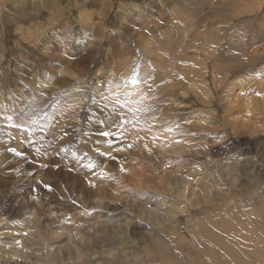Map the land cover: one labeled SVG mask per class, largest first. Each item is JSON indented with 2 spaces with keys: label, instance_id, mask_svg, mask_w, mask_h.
<instances>
[{
  "label": "rangeland",
  "instance_id": "374dc122",
  "mask_svg": "<svg viewBox=\"0 0 264 264\" xmlns=\"http://www.w3.org/2000/svg\"><path fill=\"white\" fill-rule=\"evenodd\" d=\"M106 3L109 4L111 13L102 24L99 21L103 20V15L99 14L97 9L100 4ZM173 4H177L179 8H184L188 12L191 11L195 20L191 24L190 30L183 33L181 39L176 26L174 27L169 19L172 16L170 9H172ZM79 6H87L86 10L94 13L93 19L100 27L102 26L101 29L105 25V35H108L107 31L113 32V30L119 28V32L122 33L121 38L113 42L103 41L105 40L103 39L101 43L94 44L95 46L92 49L94 55L89 57L88 62L83 63V68H77L76 66L70 68L72 78H68L69 70L66 65L63 67L62 62L56 63L52 67L40 64L41 66L39 65L38 68H43V70L41 73L37 72L35 68L38 61L57 62L59 59L53 57L57 55V52L53 49L58 44V38H60L57 32L51 31L53 27L58 29L59 26L69 27L65 31L61 30L62 45L69 42L74 49H81L85 55L89 52V43H94L96 36L95 34L93 36V32L82 36V31L78 27ZM0 7H4L3 13L2 10L0 13V56L2 59V61L0 60V155L6 154L9 145L14 148L20 146L18 150L22 152V158L14 156L12 157L15 160L10 157L1 158L0 163V203L12 201L13 192H11V188H14V193L18 195L16 208H19V213L9 218L11 226L18 224L19 220L25 216L28 217L30 214L32 206L26 207L24 210L21 209L24 201H30L34 204V207H40V210H42L43 206H40L41 199L44 196H49L47 190L34 193L26 191L17 179L27 177L29 171L24 174H22L23 170L16 171L19 165L23 166V163H26L27 167H30L33 162L41 164L40 168L35 165L33 169L36 174L39 173L40 175L43 166L49 165L50 160H52L56 163L57 172L62 173L65 170V163H58L57 161H65V157L78 167V169H75L77 177L79 171L83 168L89 172L90 179L88 182H91V185L90 183L88 185L91 189H94L97 186L96 183L98 184L100 181L98 178L101 176V166L105 165L110 168L112 165L108 158L101 160L97 157L100 155L99 152L104 150V154L107 152L108 155L123 154L122 156H124L121 162H125V165L121 175H123L126 183H123L122 180V184L111 181L113 189L111 191L116 193L114 189L122 186V192H127L128 199L120 200V202H114L112 199L104 200L105 203H108L105 204L107 212L99 214L103 211L98 210L97 216H101L98 221H107L108 216L110 218L114 216L115 221H110L112 225H105V227L101 223H98V226L97 223H95V226L89 225L84 241L86 238H94L95 236L98 238L97 234L101 235L95 247L96 251L101 253L104 250L109 252L112 249L110 254H113L112 257H114L112 259L113 264H140L141 261L146 263V257L150 261L156 259L154 256L156 250L160 253H167L166 256L171 261L174 260L176 263L182 264V262H177L175 259H179V257L186 258L182 254L173 251V247L171 248L173 244L177 246V239L181 241L185 239L188 241L185 243L192 244V250L191 247L180 248L184 253L186 252L188 263L191 259L193 262L200 264H209L212 259V264H215V262L216 264H248L249 262V264H264V75H260L264 70V0H0ZM103 8L104 6H102ZM117 13L120 16L121 13H125L126 18H124L126 20L129 19V22L134 23L141 30L145 28L143 32L145 31V34L151 35V38L159 44H170L172 46L171 51H175L176 47L181 44L180 42L184 41L182 44L189 48L184 49L180 54L177 53L176 56L178 57H176L175 64H178L175 70H178L179 66H182L183 69L186 65L192 66L190 59L193 60L195 56V59L201 58L203 78L201 76L199 81L194 82L195 86L190 87L189 96L181 91V87L186 88L184 79L189 76V71H183L179 75L174 74V79L180 87L169 91L168 94H171V96L162 91L161 88L163 87L157 81L153 85V76L144 74L146 71L141 67L143 63L150 61L151 57L140 52V48H138L139 41L126 32V24H120ZM98 14L101 16L98 17ZM139 16L144 18L143 22L136 19ZM131 18L136 20L134 22L130 21ZM116 24L118 27L114 26ZM197 31H199V35H195ZM205 32L211 42V46L207 50L212 55H209V57H207V53L204 54L202 51L206 46V40H203ZM74 33L75 35H73ZM40 37L48 42L46 44L43 41L44 44L49 46V56H41L38 53L39 51L33 50L27 42L23 41L32 42ZM122 42L132 49H130L132 61L129 65H126L127 70L131 69L134 62L137 63L140 66L141 75L144 74L143 77H149L152 85L151 91L145 88L143 84L141 85V89H143L141 94L144 93L145 98L139 106L148 108L149 111L146 114H138L139 119H135L130 113L115 110L114 100L117 95L120 96L121 102H124L122 77L130 75L118 76V73L113 72L114 63H117V60L114 59V47H120ZM84 45H87L85 49ZM66 51V57L70 59L68 58L70 57L69 50H64V52ZM58 52L61 53L59 50ZM28 54L30 56L28 58L30 66L28 67L30 68L27 72L20 58ZM244 59H247V61ZM99 66L104 69V72H97ZM148 68L152 69L149 66ZM6 69L10 76L4 72ZM17 69H19V73L21 72L22 77L25 76L23 79L14 73V70ZM36 72L40 76H37ZM41 75L51 79L52 87L57 85L60 89L49 90L47 93L42 94L37 87L38 83L34 81L42 78ZM55 76H57L56 79ZM262 78L263 80H261ZM97 79L100 84L104 85H102L103 89L100 92H96L94 89V83ZM118 79L121 81H118ZM63 80H65L66 87ZM115 82L118 84L116 85ZM77 84H81V88ZM113 84H115V88ZM75 86L78 90L73 88ZM70 88L73 90L71 91ZM129 89L131 90L130 85ZM251 90H253L252 93ZM104 94L109 95L107 99L104 98ZM97 95L98 97H96ZM129 99L131 106L136 107L137 101ZM99 101L102 104L97 103ZM150 109H155V111L152 112ZM9 116L14 117V120L10 122L7 119ZM122 116L126 119H133L134 123L125 126L119 139L109 138L110 143H112L110 149L107 145L97 147L98 142L92 141L93 135L99 134L101 138H99V142H105V139L100 135L101 131L113 130L115 123ZM198 116L200 118H196ZM32 119H36L37 123H31ZM9 122L17 125L24 124L31 127L33 132L31 135L24 133L25 135L22 136V132L7 126ZM185 122H187V125L189 123V125L196 123L199 125L195 126L196 128H192V126L191 128L188 126V128ZM199 122H204V124L201 126ZM157 124L160 125L157 126ZM141 128L148 130L141 131ZM165 128H172L173 133H169L172 136L177 135L182 138H173V140L179 141L176 145L181 146L183 150L173 159L163 158L164 161H167L166 165H161L162 160L160 161V158L162 159L163 156L158 157L156 163L161 166L159 168L154 161L141 158L143 154L140 147L152 144L154 148L164 149L160 148L159 145L163 144L164 147L168 144L165 143L168 139L165 135L167 134ZM157 129L158 133H156ZM72 130L76 132L74 133ZM155 130L156 132H154ZM154 133L155 136L153 137L163 138V143L160 142L161 140L155 142L152 137ZM156 134L163 136H156ZM213 134L217 138L214 141L216 142L215 145L212 146L208 141L215 139ZM21 139H26L25 144H22ZM33 140L34 143H29ZM224 143L228 145L226 148L230 147L227 150L228 152L234 150L232 153H236V157L240 155L238 160L232 158L226 162V159L222 160V156L214 158L209 155ZM205 144L211 145V152L210 150L208 152L209 148L202 146ZM127 145L132 146L129 148ZM70 146L73 149H70ZM61 147L63 150H60ZM32 148L36 149L31 150ZM69 150L71 152L68 153ZM123 150L126 151L121 152ZM7 154L9 155L8 152ZM73 158H75L74 161H72ZM121 162L114 167L122 166L120 165ZM89 164H95V169H90ZM182 171L185 173H182ZM204 173H207V176L204 179L199 178ZM130 174L133 175L132 181L127 179ZM183 174L188 175V179H186L188 183L185 192L186 198L181 195L185 184L175 185V187H178H174V189L173 186L168 185L169 178L180 179L179 175L184 176ZM141 175H144L147 181L139 180L138 178ZM81 179L84 181V177ZM11 180L16 182L14 184L8 182ZM158 180L163 183L161 184ZM56 181L55 178H49L50 184H54ZM5 183H8V185L4 186ZM92 183L94 184L92 185ZM116 183H118V186L115 185ZM64 190L65 188L61 186V193ZM193 193L195 194L193 195ZM116 196L114 199H116ZM129 197H133L131 198L133 201ZM75 198L74 195L70 196V202L77 203L76 207L81 211L78 209L79 214L75 213L77 210H74L71 213L72 215L79 214L78 216L91 218L93 212L94 215L97 213L80 205V202L76 201ZM149 198L153 204H149L147 209H155L157 208L156 205L161 202L160 209L164 214L166 211L171 210L174 217L176 216V221L172 220L170 222L162 213L153 215L159 217L156 219L158 221H153L149 217L147 219L143 213L139 214L142 208H138V201L144 202ZM165 208L169 209L165 211L163 210ZM3 210L0 207V219ZM62 214H64V211H62ZM210 214H213L212 217L215 215L219 217V214H221L223 216L221 218L226 225L214 222L212 224L204 222L197 225L199 220L202 221L203 218L206 220V217ZM41 215L44 216L43 213ZM171 217L172 215L169 218ZM188 220L191 221L190 224L196 234L192 228L187 227ZM53 221L55 223L52 222V224L54 223L53 226L51 224L52 228L47 226L42 229L43 238L41 242L44 245L48 241L50 244L56 245L49 238V232L54 234L58 228H60V231L65 230L66 223L64 221H57V219ZM162 221L163 223H161ZM46 223L47 221L42 226H46ZM179 226H183L181 230H179ZM197 226H199V230ZM22 232L24 231L21 230ZM21 235L22 239L24 233ZM8 238L7 231L0 227V244L8 243ZM60 239L65 241L64 236H61ZM205 241L211 247H209L210 253L208 256L199 253L203 249L202 245ZM122 242L127 244L122 246L120 245ZM178 244L181 245V243ZM34 245L35 243L32 242L29 247L34 249ZM175 248L177 249V247ZM164 249L165 251H163ZM38 250L42 252V260H50V255L45 252V249L42 250L38 246ZM3 254L6 255L5 252ZM26 254L27 252L21 251L20 255L22 257ZM29 255L33 261H36L33 252ZM106 256V254L99 256V260L94 256H90L91 258L87 257V261L90 264H112L107 260L109 257L106 258ZM164 260L167 261L165 258ZM9 263L11 261L7 262V264ZM68 263V260H66V264Z\"/></svg>",
  "mask_w": 264,
  "mask_h": 264
},
{
  "label": "bare ground",
  "instance_id": "6f19581e",
  "mask_svg": "<svg viewBox=\"0 0 264 264\" xmlns=\"http://www.w3.org/2000/svg\"><path fill=\"white\" fill-rule=\"evenodd\" d=\"M39 3V2H38ZM167 4V3H166ZM172 4V3H171ZM178 4V3H177ZM177 4H173L172 5V9H170V13L172 16H170V21L171 23L174 25V27L176 26L177 28V31L178 33L180 34V39L182 38V35L183 33H185L186 31H189L190 28H191V24H193V22L195 21L194 20V16L192 14L191 11H186L184 8H179ZM42 7V6H41ZM80 7V6H79ZM139 7V6H137ZM1 10H2V13H3V10H4V7H0V13H1ZM127 11V10H126ZM125 11V12H126ZM93 14L92 12L90 11H87L86 10V7L84 6H81L80 7V10L78 11V27L82 30V36L86 35V34H91L93 32V36L95 34L96 36V40L95 42L92 44L89 43V52L85 55V53L81 50V49H74V47L72 45H70V43H64L62 45V36H61V30L62 31H65L67 30V28L69 27H66V26H59V29L57 27H53L52 28V32H57V35L59 37L60 35V38H58V44L55 45V48L53 49L54 51L57 52V55L56 56H53L55 58H59L57 62H50V61H47V60H44V61H38V65L37 67L35 68L37 70V72L41 73V71L43 70V68H38V66L40 64H43L44 66H49V67H52L53 65H56V63H63V67H65V65L67 66V69L69 70V73H68V78H72L71 74H70V68L73 67V66H76L77 68H83V63L84 62H88V59L89 57H92L94 54L92 52V49L93 47L96 45V44H99L103 41H109V42H113V41H118L119 40V37L117 36H114L113 35V32H115L113 30L112 31H107L108 35H105L106 33L105 32V25H103V29H101L100 25L96 23V21H94L93 19ZM125 13H121V16L118 15L117 13V19L118 21L120 22L121 25H124L126 24V32H128V34H130L133 38L137 39L139 41V47L140 48V52L142 54H144L145 56H150L151 57V60L148 61L147 63H143L141 65V67L143 68L144 71H146V73L144 74H151L153 76V85L154 83L157 81L158 83L161 84V86L163 88L162 91L165 92L167 95L171 96V94H168L169 91H172L179 88L180 85L178 83H176V79H174V74L177 73L178 75L180 73H182L183 71H189V76L187 78L184 79V85L186 86V88H183L181 87V91H183L186 96H189L190 93H189V89L190 87H192L193 85L195 86V81H199V79L203 78V74L202 73V67H203V64L202 62L200 61L201 58H196L194 57V59H190L191 62H192V66H188L186 65L185 68L183 69L182 66H179L178 67V70H175V67L177 66L176 63V56L177 53H181L184 49L186 48H189V47H185V45H183L182 43H184V41L180 42L181 44L179 46L176 47L175 51H171L170 49H172V46L168 43H161L159 44V42L155 41L154 39L151 38V35H147L143 32V30H141L140 28H137L136 25L134 23H131L129 22L128 20H126V15H124ZM55 15V14H54ZM107 15V14H106ZM1 16V15H0ZM125 17V18H124ZM102 23V21H99ZM103 24V23H102ZM106 28V27H105ZM51 32V34H52ZM72 34V33H71ZM150 34V33H149ZM75 35V33L73 34ZM195 35H199V31H197V33H195ZM208 34H203V40H206L205 43H206V46L203 48V53L206 54L207 53V57L212 56L210 53H208L207 50H209V47L211 46V42L210 40L207 38ZM66 36V34H65ZM119 36V35H118ZM197 37V36H196ZM200 37V36H199ZM81 39V38H80ZM83 40V39H81ZM24 42H27L28 45H30V47H32L33 50L35 51H39L38 53H40V55H48L49 56V46H47L46 44H48V42H46V40L43 38V37H40V38H37L36 40L30 42V41H26V40H23ZM46 44H44V42ZM72 42V41H71ZM137 43V42H136ZM73 44V43H72ZM95 44V45H94ZM74 45V44H73ZM127 45V44H126ZM187 45V43H186ZM135 46V45H134ZM87 47V45H84V49ZM69 50V56L68 58L70 59H67V51L64 52V50ZM128 48H122V43L120 45V47L118 48H115L114 47V59L117 60V63L115 64L114 63V69H113V72H116L118 73V76H123L125 74H130L131 72V69L127 70L126 68V65L132 61V56H131V53H130V49L129 51L126 50ZM61 51V53L58 52ZM126 50V52H124ZM87 51V50H86ZM80 53H83V54H80ZM51 56V55H50ZM144 56V57H145ZM29 54L24 56V57H21L20 59H22V64L25 65L23 66L25 69H27V72H28V69L30 67V63H28V58H29ZM206 57V58H207ZM0 60L2 61L1 59V56H0ZM54 60V59H53ZM208 60V59H207ZM247 61V59H244ZM0 61V63H1ZM28 63V64H27ZM27 65V66H26ZM196 65V66H195ZM34 66V65H33ZM41 66V65H40ZM43 66V67H44ZM103 66V65H102ZM149 67H152V69L148 68ZM219 67V66H218ZM59 68V67H58ZM1 70V69H0ZM19 69L17 70H14V73L15 74H18L19 77L21 79H23L24 77H22V74L21 72L19 73L18 71ZM59 71V70H58ZM57 71V72H58ZM5 73L9 74L7 69L6 71L4 70ZM36 72V75L37 76H40L39 74H37ZM97 72H104V69H102V67H98L97 68ZM199 72V73H198ZM216 72V71H215ZM239 72V71H238ZM243 72V71H242ZM44 73V72H43ZM81 73V72H80ZM233 73V72H232ZM143 74V75H144ZM217 74V73H216ZM239 74V73H238ZM1 75V73H0ZM6 75V74H5ZM26 75V74H25ZM43 75V74H42ZM41 75V76H42ZM142 75V76H143ZM261 76L264 75V70L263 72L260 73ZM10 76V74H9ZM245 76V75H244ZM182 77V76H181ZM242 77V76H241ZM3 78V77H2ZM38 78V77H37ZM55 79L57 78V76L54 77ZM122 78H126V77H122ZM229 78V77H228ZM259 78V77H257ZM6 79V78H5ZM174 79V80H172ZM253 79V78H252ZM1 80V79H0ZM15 80V79H14ZM41 80V81H40ZM51 79H47L46 77L42 76V78H39V80H34L35 83H38V89L39 91L42 93V94H45L47 93L49 90L50 91H53V90H56V89H60L59 86L57 85H54L52 87V83L50 82ZM120 79H118L119 81ZM123 80V79H122ZM240 80V79H239ZM255 80V78H254ZM263 80V78L261 79ZM8 81V80H7ZM64 81V85L66 87V84H65V80ZM121 81V80H120ZM1 82V81H0ZM204 82V80H203ZM239 82V81H238ZM197 83V82H196ZM95 84V91L96 92H100L102 91V85L103 84H100L99 83V80L97 79L96 82L94 83ZM115 84L117 85L118 83L115 82ZM115 84H113V87L115 88ZM252 84V83H251ZM255 84V83H254ZM262 84V82H261ZM81 84H77L78 87L81 88L80 86ZM201 85V84H200ZM259 85V84H258ZM104 86V85H103ZM120 86V85H118ZM256 86V85H255ZM160 87V86H159ZM226 87V86H225ZM74 89H77V87H73ZM121 88V87H120ZM198 89V88H197ZM196 89V90H197ZM264 89V87H263ZM37 90V89H36ZM70 90L72 91L73 89L70 88ZM78 90V89H77ZM111 90V89H110ZM245 90V89H243ZM113 91V90H112ZM194 91V90H193ZM223 91V90H222ZM253 90H251V93H252ZM26 92V91H25ZM105 92V91H104ZM107 92V91H106ZM36 93V91H35ZM38 93V92H37ZM68 93V92H67ZM114 93V91H113ZM179 93V92H178ZM220 93V92H219ZM22 94V93H21ZM39 94V93H38ZM203 94V92H202ZM246 94V93H245ZM115 95V94H114ZM143 95H145L143 93ZM193 95V94H192ZM225 95V94H224ZM223 95V96H224ZM264 95V94H263ZM37 96V95H36ZM101 96V95H100ZM109 96V95H108ZM216 96V95H215ZM98 97V95L96 96ZM187 98V97H186ZM226 98V97H225ZM101 99V97H100ZM99 99V100H100ZM174 99V98H173ZM216 99V98H215ZM31 101V100H30ZM244 101V100H243ZM35 102V101H34ZM33 102V103H34ZM209 102V101H208ZM238 102V101H237ZM23 103V102H22ZM97 103H100L97 102ZM206 103V102H204ZM25 104V102H24ZM102 104V103H100ZM136 104V103H135ZM208 104V103H207ZM238 104V103H237ZM38 105V104H37ZM24 106V105H23ZM191 106V105H190ZM18 107V106H17ZM177 107V106H176ZM180 107V106H179ZM208 107V106H207ZM237 107V106H236ZM189 109V108H188ZM17 110V109H16ZM170 110V109H169ZM242 110V109H241ZM240 110V111H241ZM245 110V109H244ZM21 111V110H20ZM17 112V111H16ZM28 112V111H27ZM33 112V111H32ZM15 113V112H14ZM13 113V114H14ZM44 113V112H43ZM170 113V112H169ZM237 113V112H235ZM16 114V113H15ZM35 114V113H34ZM54 114V113H52ZM201 114V113H200ZM210 115V114H209ZM57 116V115H56ZM56 116H54L56 118ZM3 117V116H2ZM215 117V116H214ZM230 117V116H229ZM228 117V118H229ZM196 118H200V116L196 117ZM206 118V117H205ZM227 118V117H226ZM28 119V118H27ZM53 119V118H52ZM164 119V118H163ZM208 119V118H207ZM55 121V120H53ZM3 122V121H2ZM11 122V121H10ZM9 122V123H10ZM29 122V121H28ZM31 122V121H30ZM215 122V121H214ZM56 123V122H55ZM187 122H185L186 124ZM189 123V122H188ZM201 124V126L204 124V122H199ZM239 123V122H238ZM20 124H21V120H20ZM190 124V123H189ZM187 125V127L189 126L191 128L195 127V126H198L199 124H193V125ZM220 124V123H219ZM17 125V124H16ZM24 125V124H23ZM38 125V124H37ZM41 125V124H40ZM160 125V124H157V126ZM213 126V125H212ZM74 127V126H73ZM168 127V126H167ZM186 127V126H185ZM188 127V128H189ZM196 128V127H195ZM198 128V127H197ZM209 128V127H208ZM213 128V127H211ZM166 130L168 128H165ZM231 129V128H230ZM10 130V129H9ZM163 130V128H162ZM204 130V129H203ZM224 130V129H223ZM73 131V130H72ZM160 131V130H159ZM165 131V130H164ZM207 131V130H206ZM74 132V131H73ZM76 132V131H75ZM74 132V133H75ZM156 132V130L154 131ZM167 134L166 137L169 139H167V142L165 143H168L167 146L165 145L163 147V144H160L159 147L160 148H164L162 150L158 149V148H154L152 146V144H147V145H143V147H140L141 151H142V156L141 158L147 160V158L151 161H154V163L160 168L161 166L158 165L156 162H158L157 160L159 159L158 157H162V159L160 158V161H161V165H166L167 164V161H164L163 158L166 157V159L168 158H171L173 159L174 157H177L179 155V153L182 152L183 149H181V146H178L176 145L177 142L173 140V138H177V139H182L180 136H172L170 133H173L172 132H167L165 131ZM1 133V132H0ZM158 133V129H157V132ZM215 133V132H214ZM9 134V133H8ZM20 134V133H19ZM43 134V133H42ZM61 134V133H60ZM18 135V134H17ZM25 135L24 133H22V136ZM59 135V133H58ZM145 135V134H144ZM157 135H161V134H156ZM215 136V139L212 140V141H208L209 143L213 145H215L216 142H214L216 140V135L213 134ZM9 136V135H8ZM19 136V135H18ZM17 136V137H18ZM155 136V133L152 135V137ZM163 135H161L162 137ZM20 137V136H19ZM57 137V135H56ZM92 137V135H91ZM158 137V136H157ZM35 138V137H34ZM59 138V136H58ZM99 134L98 135H93V140L94 142H98V145L97 147H103L106 145L105 142L101 143L99 142ZM86 139V138H84ZM89 139V138H88ZM101 139V138H100ZM38 140V139H37ZM56 140V139H55ZM159 140H161L160 142L163 143V138L162 139H158V140H155V142H158ZM166 140V138H165ZM232 140V139H231ZM22 144L26 141V139H21ZM34 141V140H33ZM91 141V142H92ZM117 141V140H116ZM189 141V140H188ZM52 142V141H51ZM86 142V141H85ZM206 141L204 140V143ZM230 142V141H229ZM232 142V141H231ZM19 143V142H18ZM89 143V142H88ZM164 143V144H165ZM208 143V144H209ZM214 143V144H213ZM16 144V143H15ZM25 144V143H24ZM112 144V143H111ZM190 144V143H189ZM208 144H205V145H202V146H205V148H209L208 149V152L209 150L211 149L210 146ZM9 145V144H8ZM20 145V144H19ZM42 145V144H41ZM40 145V146H41ZM74 145V144H72ZM182 145V144H181ZM15 146V145H14ZM135 146V145H134ZM183 146V145H182ZM228 145L227 144H222L218 149L216 150H213V153L209 154L211 157H220L222 156L223 159H226V162L227 160L229 159H235V160H238L239 159V156L240 155H237L236 157V153H232L234 150H229V152L227 151L229 148H226ZM230 146V145H229ZM234 146V145H233ZM71 147V148H70ZM69 148L70 149H73L72 146H70ZM95 147V146H94ZM96 147V149H97ZM236 147V145H235ZM20 148V146H19ZM16 147V149H19ZM76 148V146H75ZM2 149V148H1ZM36 148H32L31 150H34ZM30 150V149H29ZM30 150V151H31ZM82 150V149H81ZM106 150V149H105ZM130 150V149H128ZM139 150V149H138ZM28 151V150H27ZM28 151V152H30ZM80 151V150H79ZM126 150H123L121 152H125ZM132 151V150H131ZM204 151V150H203ZM238 151V150H237ZM27 152V153H28ZM71 152V150L68 151V153ZM83 152V151H82ZM88 152V151H87ZM93 152V151H92ZM104 150H101L100 155L97 156L99 159L101 160H105L107 157H112L111 159H109L112 163L111 167L109 168L108 166H101V174H103V179H100L98 178L100 181L98 182V184L96 183L97 186L94 187V189H91L90 185H91V182H88V180L90 179L89 178V172L86 171V169H82L79 171V175L77 177V174L75 173V169H78V167H76L71 161H68L65 157V161L63 160H58L57 162L58 163H65L64 166H65V170L60 173V172H57L56 170V163L53 162L52 160H50L49 162V165L47 166H43V170L40 171V175L39 173H35L33 171L34 169V166L37 165L38 168L41 167V164H37V163H32V165L30 167H27L26 163H23V166H18L16 171H19V170H23L24 173H26L27 171L28 172V176L25 177V178H18L17 180L20 182V184L22 186L25 187L26 191L28 193H34V192H43V190H47V193L49 194V196H44L42 199H41V203H40V206H43L42 210H40V207H34V204H32L30 201H24L23 204L21 205V209L24 210L26 207H29V206H32V209H31V212L30 214L28 215V217H23L21 220H19V223L14 225V226H11V224L9 223V218L12 216V215H18L19 213V208H16L17 206V200H18V195L14 193V188H11V192H13V199L11 202H4V203H0V207L3 208V214H2V218L0 219V227H2L3 229H5L8 233V239H9V242L6 243V244H0L3 245L2 247H0V263H3V264H7L8 261H11V263L9 264H66V260H68V264H71V263H75V264H90V262L87 261V257H90V256H94L97 260H99V256L101 255H107V257H109V259H107L110 263L113 264L112 262V259L114 257L113 254H110V250L109 252L107 251H102L101 253L96 251V245H97V242L98 240H100V236L99 234H97L99 237L96 238V236L94 238H86L85 241H84V236L86 234V231H87V227L89 225H94L95 226V223H97V226H98V223H101L104 225H109L110 224V221H115V217L114 216H111V218L108 216V220L105 221V220H101V221H98V219L101 218V216H97L98 215V210H102L103 212H100L99 214H102L104 212H107V208L105 207L108 203H105L104 200H109V199H112V201L114 202H120V200H127L128 199V195H127V192H122L123 188L122 186L119 187V188H116L114 189L116 191V193L111 190L112 187H111V181L113 182H118V183H121L122 184V181L123 183L125 182L124 181V177L123 175H121V173H123V167L125 165V162L122 163L121 161H123L124 159V156L122 155H119V154H112V155H108L107 152H105V154L103 153ZM196 152V151H195ZM211 152V150H210ZM24 153V151H23ZM26 153V152H25ZM67 153V154H68ZM133 153V152H131ZM7 154V152H6ZM6 154H2L0 155V163H1V158H12V155H6ZM71 154V153H70ZM92 154V153H91ZM166 154V155H165ZM202 154V153H201ZM239 154V153H237ZM88 155V154H87ZM139 155V154H138ZM181 155V154H180ZM227 155V156H226ZM127 156V155H126ZM140 156V155H139ZM63 157V156H62ZM67 157V156H66ZM74 157V156H73ZM129 157V156H128ZM181 157V156H180ZM96 158V157H95ZM94 158V160H95ZM132 158V157H131ZM130 158V159H131ZM138 158V157H137ZM63 159V158H62ZM75 158H73L72 161H74ZM134 159V158H133ZM15 160V159H14ZM77 160V159H76ZM93 160V161H94ZM99 160V161H101ZM180 160V159H179ZM213 160V159H212ZM211 160V161H212ZM43 161V160H42ZM63 161V162H62ZM148 161V160H147ZM146 161V162H147ZM159 161V162H160ZM177 161V160H176ZM209 161V160H208ZM214 161V160H213ZM230 161V160H229ZM122 163L120 165L122 166H118L117 168L114 167L116 165H119V163ZM166 162V163H165ZM92 163V162H91ZM170 163V161H169ZM172 163V162H171ZM185 164V163H184ZM227 164V163H226ZM230 164V163H228ZM82 166V165H81ZM85 166V165H84ZM126 168H128L127 166H125ZM170 167V166H169ZM130 168V167H129ZM117 170V171H116ZM134 170V169H133ZM140 170V169H139ZM44 172V175L42 176V173ZM128 172V171H127ZM184 171H182L183 173ZM132 173V172H131ZM185 173V172H184ZM184 176L182 175H179L180 179L178 178H169V186H173V189L175 187V185H184V190L182 191L181 195L184 196L186 198V186L188 185L186 179H188V175L186 174H183ZM207 176V173H204L202 175V177H199V178H202L204 179V177ZM35 177V178H34ZM52 177V178H55L57 181L54 183V184H50L49 183V178ZM82 177H84V181L81 179ZM37 178V179H36ZM35 179V180H34ZM127 179L129 181H132L133 180V175L130 174ZM139 180L141 181H147V179L145 178L144 175H141L139 178ZM159 179V178H158ZM122 180V181H121ZM12 184H14L16 181L15 180H11V181H8ZM158 182H161V180H158ZM197 183V181H195ZM88 183H90V185H88ZM95 183V182H94ZM92 183V185L94 184ZM118 183H116L115 185H117ZM126 183V182H125ZM130 183V182H128ZM163 182H161L162 184ZM260 183V182H259ZM8 185V183H5L4 186ZM47 186V187H46ZM61 186H63L65 188V190L61 193L60 189H61ZM118 186V185H117ZM162 186V185H161ZM93 187V186H92ZM178 187V186H176ZM175 187V188H176ZM261 187V186H260ZM259 187V188H260ZM114 188V187H113ZM161 188V187H160ZM171 188V187H169ZM51 189V190H49ZM124 189L126 190L125 186H124ZM128 189V188H127ZM159 189V188H158ZM172 189V190H173ZM134 190V189H133ZM128 191V190H127ZM130 191H131V188H130ZM264 191V189H263ZM137 192V191H135ZM159 192V191H158ZM165 192V191H164ZM134 193V192H132ZM147 193V192H146ZM260 193V192H259ZM118 194V196H116ZM195 193H193L194 195ZM72 195H74L75 200L80 202L79 204L80 205H83L84 207L88 208L89 211H96L97 213L94 215V212L92 214V217L91 218H87L85 216H78L80 213L78 212V207H76V204L73 202H70V199L69 197ZM133 195V194H132ZM171 195V194H170ZM116 196V199H114V197ZM148 196V195H147ZM146 196V197H147ZM207 197V195H206ZM130 198V197H129ZM133 198V197H131ZM130 198V199H131ZM184 198V199H185ZM193 198V197H192ZM154 199V198H153ZM183 199V198H182ZM195 199V198H194ZM92 200V201H90ZM132 200V199H131ZM140 200V199H139ZM204 200H206L204 198ZM133 201V200H132ZM154 201V200H152ZM163 201V200H162ZM196 201V200H195ZM137 202V201H135ZM139 204H138V208H142L140 211H139V214L143 213L145 215V217L148 219V217L150 219H153V221H158L156 219H158L159 217H154L153 215L154 214H160L162 213V215H165L167 220H170V222L172 220H175L176 216L174 217L173 215V212H171V210L169 211H166L167 209L169 208H165L163 210L166 211V213L164 214V212L162 211V209H160L161 207V202L160 204L156 205L157 208L155 209H147V206L149 204H153L150 200V198L144 202H140L138 201ZM128 203V202H126ZM125 203V204H126ZM158 203V202H157ZM170 203V202H169ZM172 203V201H171ZM55 204H57L55 206ZM106 204V205H105ZM124 204V205H125ZM166 204V203H164ZM177 204V203H176ZM183 204V203H182ZM194 204V203H193ZM263 204V203H262ZM110 205V204H109ZM137 205V204H136ZM201 205V204H200ZM130 206V205H129ZM153 206V205H152ZM167 206V205H166ZM174 206V204H173ZM261 206V205H260ZM144 207V208H143ZM176 207V205H175ZM262 207V206H261ZM180 208V206H179ZM82 209V208H81ZM172 209V208H171ZM182 209V208H181ZM180 209V210H181ZM207 209V208H206ZM210 209V208H209ZM74 210H77V212L75 213H79V214H71L72 212H74ZM80 210V209H79ZM84 210V208H83ZM129 210V209H128ZM186 210V209H185ZM62 211H64V214H62ZM81 211V210H80ZM159 211H162V212H159ZM177 211V210H176ZM187 211V210H186ZM88 212V211H87ZM181 212V211H179ZM185 212V211H183ZM202 212V211H201ZM199 212V213H201ZM44 214V216H42L41 214ZM90 213V212H89ZM122 213V212H121ZM128 213V212H127ZM150 213V214H149ZM82 214V213H81ZM185 214V213H184ZM27 215V214H25ZM84 215V214H83ZM172 215L171 218H169L170 216ZM213 214H210L206 217V220L205 218H203V220H199L197 222V225H200V224H203L204 222L208 223L209 224L212 222L214 223H224V220L221 218L223 216H221V214H219V217L217 215H215L214 217H212ZM68 216V217H66ZM117 217V216H116ZM125 217V216H124ZM56 220L57 221H64L66 223V227H65V230L63 231H60V228H58L57 232H55L54 234H52V232H49V238L52 239L56 245H52L50 244V242L48 241V243H46L45 245L41 242V239L43 238V232H42V229H45L47 226L48 227H51L53 226V224L55 223L53 220ZM87 218V219H86ZM72 219V220H71ZM125 219V218H124ZM191 219V218H190ZM178 220V219H177ZM12 221V220H11ZM16 221V220H15ZM18 221V220H17ZM47 221L46 223V226H42V224ZM119 221V220H118ZM128 221V220H127ZM166 221V220H165ZM176 221V220H175ZM197 221V220H196ZM52 222H54L52 224ZM122 223V222H120ZM150 223V222H149ZM154 223V222H153ZM163 223V221L161 222ZM160 223V224H161ZM191 221L188 220V224H187V227L189 228H192V230H194V228L191 226ZM14 224V223H13ZM52 224V226H51ZM116 224V222H115ZM126 224V223H125ZM225 224V223H224ZM112 224H110L111 226ZM123 225V224H121ZM156 225V224H155ZM226 225V224H225ZM221 226V225H220ZM180 227V226H179ZM183 226H181L179 228V230H181ZM219 227V226H218ZM222 227V226H221ZM51 228L49 229L51 231ZM111 228V227H110ZM123 228V227H122ZM198 230H199V226H197ZM57 229V228H56ZM105 229V228H104ZM124 229V228H123ZM184 229H185V226H184ZM184 229H182L184 231ZM188 229V228H187ZM21 230L24 231L21 233ZM89 230V228H88ZM127 230V228H126ZM191 230V231H192ZM44 231V230H43ZM96 231V230H94ZM140 231V230H139ZM137 231V232H139ZM93 232V231H92ZM100 232V231H98ZM115 232V231H114ZM126 232V231H125ZM195 233V230L193 231ZM198 232V231H197ZM23 233H27V235H24L23 238L21 239V234ZM105 233V232H104ZM109 233V232H108ZM122 233V232H120ZM199 233V232H198ZM125 234V233H124ZM135 234H138V233H135ZM196 234V233H195ZM201 234V233H200ZM89 235V234H88ZM93 235V234H92ZM95 235H96V232H95ZM108 235V234H107ZM198 235V234H197ZM61 236L65 237V241L64 239H60ZM87 236V235H86ZM135 236V235H134ZM200 236V235H199ZM206 237L208 236L207 234L205 235ZM90 237V236H89ZM103 237V236H102ZM120 237V236H118ZM210 238V236H209ZM121 239V237H120ZM1 240V239H0ZM17 241H19V243H17ZM177 241V246H175L174 244L171 245V248L173 247V251H175L176 253L178 254H182L186 259H183L181 257L176 258L175 260L177 262H182V264H200L198 262H193L191 259H189V263L187 262V254L186 252L184 253L183 250H180L181 247H185V248H190L192 244H189V243H185V242H188L186 241L185 239H183L182 241L181 240H176ZM35 243L34 245V249L32 247H29V244L31 243ZM92 245H91V244ZM119 243V242H118ZM133 243V242H132ZM178 243H181L178 244ZM124 244H127L125 242H122L120 245L122 246H125ZM158 244V243H157ZM196 244V243H195ZM38 246L44 250L45 249V252L48 253L50 255V260H42L41 257L42 256V252L40 250H38ZM196 246V245H195ZM194 246V247H195ZM203 246V249H201V251H199L200 254H202L203 256H208V254L210 253V246H208V244L206 243V241L204 242V245ZM177 247V249L175 248ZM193 247V248H194ZM210 247V248H209ZM215 248V247H214ZM247 248V247H245ZM126 249V248H125ZM182 249V248H181ZM242 249V248H241ZM191 250H192V247H191ZM21 251L23 252H27L26 255H22L21 257ZM165 251V249L163 250ZM167 251V249H166ZM170 251V250H169ZM248 251V250H247ZM245 251V252H247ZM6 253L3 254V253ZM35 255V259L36 261H33V259L30 257V253H32ZM116 252V251H115ZM237 253H239L238 251H236ZM133 253V252H132ZM146 253V252H145ZM152 253V252H151ZM196 253V252H195ZM213 253V252H211ZM219 253V252H218ZM150 254V253H149ZM167 254V253H166ZM166 254L163 252H158V250H156V253H155V257L157 259L155 260H149L147 257V262L145 263L144 261H141L140 264H178L176 263L174 260L171 261L170 258H168L166 256ZM173 255L175 253H172ZM151 255V254H150ZM168 255V254H167ZM216 255V254H214ZM257 255V254H256ZM171 257V256H170ZM258 257V256H257ZM91 258V257H90ZM117 258V257H116ZM164 258L167 260L165 261ZM181 258V259H180ZM202 258V257H200ZM205 258V257H204ZM209 258V257H208ZM22 259V260H21ZM211 259V258H210ZM218 259V258H217ZM143 260V259H141ZM215 260V258H214ZM219 260V259H218ZM122 261V260H121ZM199 261V260H198ZM207 261V260H206ZM210 261V260H209ZM236 261V260H235ZM246 261V260H245ZM221 262V260H220ZM250 263V262H249ZM248 263V264H249ZM209 264H212V259H211V263ZM216 264V262H215ZM220 264V263H218Z\"/></svg>",
  "mask_w": 264,
  "mask_h": 264
},
{
  "label": "snow or ice",
  "instance_id": "6c2138e0",
  "mask_svg": "<svg viewBox=\"0 0 264 264\" xmlns=\"http://www.w3.org/2000/svg\"><path fill=\"white\" fill-rule=\"evenodd\" d=\"M181 79H182V77H181ZM142 84L144 85L145 88H147L149 91H151L152 85L150 83V78L149 77H143L141 75L140 66L134 62L133 65L131 66L130 75L126 78H123L122 94L124 96V102L122 103L120 96L117 95L115 100H114L115 110L130 113L131 116H133L135 119H139L138 114H140V113L146 114L147 111H149V109L139 106L145 98L141 94L143 92V89H141ZM129 85L131 86V90L129 89ZM258 95H259V93H258ZM104 98L105 99L108 98L107 94H104ZM129 98H131V101L132 100L137 101L136 107L131 106V102H130ZM150 110L152 112L155 111V109H150ZM7 119L9 121H13L14 117L9 116ZM90 119H92V118H90ZM31 123L35 124V123H37V120L32 119ZM129 123H134V120L133 119H126L124 116H122L115 123V128L113 130L101 131L100 135L105 139V143L109 149L112 147L109 138L119 139L120 133L123 132L125 126ZM7 126L10 128H16L19 132L27 133L29 135H31L33 132V129L31 127H27L25 125H16L15 123H9ZM152 127H154V125H152ZM140 130L141 131H147L148 129L141 128ZM167 131L172 132L173 129L168 128ZM153 139L158 140L159 137H153ZM176 142L179 143V141H176ZM29 143H34V141H29ZM131 146L132 145H127V147H129V148H131ZM60 150H63V148L61 147ZM7 152L16 158H22V152L16 148H14V147H11L10 145L7 147ZM107 158L111 159L112 157H107ZM88 167L90 169H95L96 165L95 164H89ZM100 178L101 179L104 178L103 174H101ZM49 190H51V189H49ZM85 214H87V213H85ZM24 235H27V233H24ZM17 243H19V241H17Z\"/></svg>",
  "mask_w": 264,
  "mask_h": 264
},
{
  "label": "crops",
  "instance_id": "0c3cea01",
  "mask_svg": "<svg viewBox=\"0 0 264 264\" xmlns=\"http://www.w3.org/2000/svg\"><path fill=\"white\" fill-rule=\"evenodd\" d=\"M107 1V0H106ZM100 3H101V1H100ZM102 6H104V8L102 9ZM85 7H87V6H85ZM97 12H99V14H101V15H103V20H102V23H104L105 22V20H106V18L110 15V13H111V10H110V8H109V4L108 3H106V4H100V7L97 9ZM98 14V17H100L101 15H99ZM107 14V15H106ZM136 19H140V22H143V17L142 16H139V17H137ZM136 19H133V18H131L130 19V21H135ZM128 21H129V19H128ZM114 26H116V27H118L117 26V24L116 25H114ZM121 26V25H120ZM113 27V26H112ZM143 30L145 29V28H142ZM82 31V30H81ZM115 32H113V35L114 36H117V37H119V38H121V36H122V33L121 32H119V28H116L115 30H114ZM119 35V36H118ZM122 48H128L127 47V45L125 44V43H123L122 42ZM129 49H131V48H128V49H126V50H128L129 51ZM126 50L124 51V52H126ZM132 50V49H131Z\"/></svg>",
  "mask_w": 264,
  "mask_h": 264
}]
</instances>
